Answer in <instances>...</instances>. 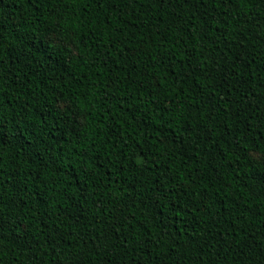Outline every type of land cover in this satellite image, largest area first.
Listing matches in <instances>:
<instances>
[{"label": "trees", "instance_id": "trees-1", "mask_svg": "<svg viewBox=\"0 0 264 264\" xmlns=\"http://www.w3.org/2000/svg\"><path fill=\"white\" fill-rule=\"evenodd\" d=\"M0 264H264V0H0Z\"/></svg>", "mask_w": 264, "mask_h": 264}, {"label": "snow or ice", "instance_id": "snow-or-ice-1", "mask_svg": "<svg viewBox=\"0 0 264 264\" xmlns=\"http://www.w3.org/2000/svg\"><path fill=\"white\" fill-rule=\"evenodd\" d=\"M74 2H78V0H74Z\"/></svg>", "mask_w": 264, "mask_h": 264}]
</instances>
